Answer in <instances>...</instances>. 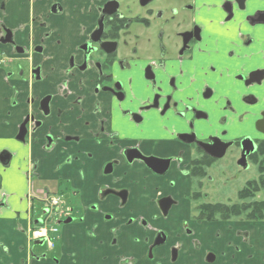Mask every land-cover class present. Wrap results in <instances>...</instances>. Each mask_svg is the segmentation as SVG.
<instances>
[{
	"label": "flooded vegetation",
	"instance_id": "af4514ba",
	"mask_svg": "<svg viewBox=\"0 0 264 264\" xmlns=\"http://www.w3.org/2000/svg\"><path fill=\"white\" fill-rule=\"evenodd\" d=\"M0 129L38 262L264 264V0H0Z\"/></svg>",
	"mask_w": 264,
	"mask_h": 264
},
{
	"label": "crops",
	"instance_id": "0c3cea01",
	"mask_svg": "<svg viewBox=\"0 0 264 264\" xmlns=\"http://www.w3.org/2000/svg\"><path fill=\"white\" fill-rule=\"evenodd\" d=\"M2 110L5 112L7 109ZM0 133V152L11 151L10 130L6 129L4 134L0 129ZM18 159L9 168L0 165V201L4 198L7 202L6 207L0 208V264H43L35 258L37 252L29 253V219L24 213L29 206L25 199L20 200L27 191L25 174L28 167L26 161L19 162ZM16 212H21V216Z\"/></svg>",
	"mask_w": 264,
	"mask_h": 264
},
{
	"label": "built area",
	"instance_id": "2783aa9c",
	"mask_svg": "<svg viewBox=\"0 0 264 264\" xmlns=\"http://www.w3.org/2000/svg\"><path fill=\"white\" fill-rule=\"evenodd\" d=\"M51 205L55 207L60 206V200L58 199H51ZM53 232L52 228H49L47 225L43 226L42 228L36 229L32 233V238L34 240H45L51 245V237L50 233Z\"/></svg>",
	"mask_w": 264,
	"mask_h": 264
},
{
	"label": "rangeland",
	"instance_id": "374dc122",
	"mask_svg": "<svg viewBox=\"0 0 264 264\" xmlns=\"http://www.w3.org/2000/svg\"><path fill=\"white\" fill-rule=\"evenodd\" d=\"M69 196L71 197V195H70V194H68V196H67V197L69 198ZM56 227H58L59 229H61V226H60V225H57ZM54 240H55V243H56V244H58V243H57V239H55V238H54ZM36 249H38V250H39L40 248H36ZM45 249H46V248H45Z\"/></svg>",
	"mask_w": 264,
	"mask_h": 264
},
{
	"label": "water",
	"instance_id": "95a60500",
	"mask_svg": "<svg viewBox=\"0 0 264 264\" xmlns=\"http://www.w3.org/2000/svg\"><path fill=\"white\" fill-rule=\"evenodd\" d=\"M43 244V242L41 241V242H35L34 243V245H42Z\"/></svg>",
	"mask_w": 264,
	"mask_h": 264
}]
</instances>
